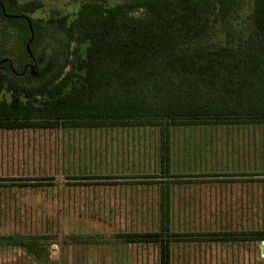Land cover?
<instances>
[{
  "label": "trees",
  "instance_id": "16d2710c",
  "mask_svg": "<svg viewBox=\"0 0 264 264\" xmlns=\"http://www.w3.org/2000/svg\"><path fill=\"white\" fill-rule=\"evenodd\" d=\"M42 7L40 0H0V22L16 28L23 51L15 62L2 40L0 131L158 128L168 180L202 177L170 174L174 129L264 127V0H86L73 19L55 12L35 20ZM245 8L249 27L239 31ZM138 178L145 177L107 184H149ZM49 180L13 179L19 183L11 187H54ZM75 180L69 188L101 184ZM150 184L161 185L160 232L118 238L158 246L160 264H172L173 244L264 242L260 231L171 233L172 183Z\"/></svg>",
  "mask_w": 264,
  "mask_h": 264
},
{
  "label": "rangeland",
  "instance_id": "374dc122",
  "mask_svg": "<svg viewBox=\"0 0 264 264\" xmlns=\"http://www.w3.org/2000/svg\"><path fill=\"white\" fill-rule=\"evenodd\" d=\"M40 1L35 20L55 12L73 19L86 2ZM126 1L106 0L109 6ZM249 13H239V31L249 27ZM2 23L0 52L7 41L9 57L19 62L16 28ZM170 144V174L201 178H164L158 128L0 131V264H160L158 246L118 238L160 232L161 185L155 182L172 183L171 233L264 234V127L177 128ZM120 175H142L135 182L149 184H107ZM37 177L55 186L11 187L19 183L13 179ZM75 178L101 184L69 188L81 181ZM11 237L28 244L3 242ZM172 251V264H264V242L183 243Z\"/></svg>",
  "mask_w": 264,
  "mask_h": 264
},
{
  "label": "crops",
  "instance_id": "0c3cea01",
  "mask_svg": "<svg viewBox=\"0 0 264 264\" xmlns=\"http://www.w3.org/2000/svg\"><path fill=\"white\" fill-rule=\"evenodd\" d=\"M120 176H124V177H126V176H130V177H131V176H132V177H138V176H139V177H140V176H142V175H135V176H134V175H120ZM142 177H143V176H142ZM123 182H125V181H123ZM128 182H130V181H128ZM125 183H126V182H125ZM129 186H132V184L129 183V184H128V187H129ZM120 202L126 204V203L129 202V201H128V199H125V200H124V199H121Z\"/></svg>",
  "mask_w": 264,
  "mask_h": 264
}]
</instances>
